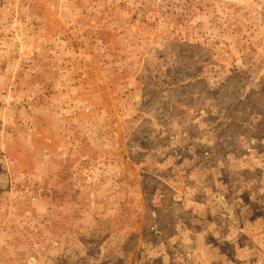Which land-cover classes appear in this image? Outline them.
I'll list each match as a JSON object with an SVG mask.
<instances>
[{
  "label": "rangeland",
  "instance_id": "obj_1",
  "mask_svg": "<svg viewBox=\"0 0 264 264\" xmlns=\"http://www.w3.org/2000/svg\"><path fill=\"white\" fill-rule=\"evenodd\" d=\"M0 264H264V0H0Z\"/></svg>",
  "mask_w": 264,
  "mask_h": 264
}]
</instances>
